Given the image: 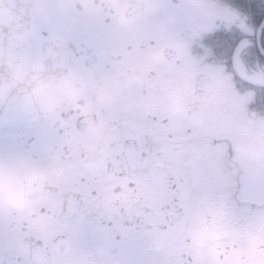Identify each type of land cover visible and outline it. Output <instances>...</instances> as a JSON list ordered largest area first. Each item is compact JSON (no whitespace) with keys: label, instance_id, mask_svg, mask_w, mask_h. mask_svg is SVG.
<instances>
[{"label":"flooded vegetation","instance_id":"obj_1","mask_svg":"<svg viewBox=\"0 0 264 264\" xmlns=\"http://www.w3.org/2000/svg\"><path fill=\"white\" fill-rule=\"evenodd\" d=\"M263 26L264 0H0V123L37 118L0 127V264H264Z\"/></svg>","mask_w":264,"mask_h":264},{"label":"water","instance_id":"obj_2","mask_svg":"<svg viewBox=\"0 0 264 264\" xmlns=\"http://www.w3.org/2000/svg\"><path fill=\"white\" fill-rule=\"evenodd\" d=\"M1 34V29H0ZM3 37L0 36V41H2ZM20 48V38L10 36L7 37L6 43H0V55L7 56L4 57L7 60L3 62L8 65H15L16 57L18 56V50ZM1 64V61H0ZM3 74L0 70V79ZM4 77H7V80L10 81L13 77L22 78L21 75L17 74L16 72L10 73L8 75L4 74ZM10 95V93H9ZM14 98L16 95L13 93L11 94ZM34 95L33 94H24L23 95V102H20L18 105L14 107H10L7 109H3L2 114H4V118L0 123V127L7 129V130H17L26 127L29 123H33L37 118L36 116L33 117L30 112H35V103H34ZM7 116V117H6Z\"/></svg>","mask_w":264,"mask_h":264},{"label":"trees","instance_id":"obj_3","mask_svg":"<svg viewBox=\"0 0 264 264\" xmlns=\"http://www.w3.org/2000/svg\"><path fill=\"white\" fill-rule=\"evenodd\" d=\"M262 42H263V50H264V26H263V30H262ZM262 62L264 63V54H263Z\"/></svg>","mask_w":264,"mask_h":264},{"label":"rangeland","instance_id":"obj_4","mask_svg":"<svg viewBox=\"0 0 264 264\" xmlns=\"http://www.w3.org/2000/svg\"><path fill=\"white\" fill-rule=\"evenodd\" d=\"M263 65H264V63H263Z\"/></svg>","mask_w":264,"mask_h":264}]
</instances>
